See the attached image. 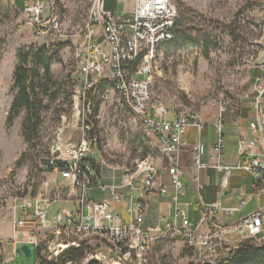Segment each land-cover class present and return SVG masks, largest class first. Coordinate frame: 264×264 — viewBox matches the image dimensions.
Segmentation results:
<instances>
[{
    "label": "built area",
    "instance_id": "1",
    "mask_svg": "<svg viewBox=\"0 0 264 264\" xmlns=\"http://www.w3.org/2000/svg\"><path fill=\"white\" fill-rule=\"evenodd\" d=\"M106 1H91L83 33L77 36L79 46L75 47L72 58L78 77L72 97L78 106L80 139L63 145L59 142L61 127H58L48 144L46 162L41 165L44 169L51 167L63 182L52 187L49 194L41 191L23 196L13 227H30V239L25 243L32 244L40 255L42 250L49 249V253L44 252L46 256L42 255L44 258L41 256L43 259H55L67 248L80 246L76 236H94L99 242L98 249L90 254V258L96 260L94 264L110 255L122 262L132 256L139 262L145 261L152 243L178 239L203 262L205 254L214 253L229 232L252 238L260 235L264 231V205L232 219L247 200L242 197L234 205H224L220 196L228 190L234 170L252 175L251 195L264 192V75L256 76L252 89L243 94L253 110V117L247 123L249 136L237 138L236 164L228 165L224 161L222 128L226 101L217 102L219 112L213 120L214 140L203 161L201 135L205 121L200 114L150 102L156 50L173 40L175 34L177 11L173 1L129 0L132 5L129 17L107 9ZM45 10L49 11L48 15H44ZM19 11L25 14L32 35L42 37V45H33L34 50L44 47L48 56L57 52L65 34L59 6L54 0H31ZM258 66L264 68V64ZM106 100L119 102L150 134L158 136L159 162L155 163L151 156L135 160L134 170L121 182L104 183L98 161L92 158L94 152L100 155L94 103ZM189 128L195 130L193 141L185 138ZM183 148L190 150L196 169L192 176L197 194L196 209L200 212L196 222L190 218L188 204L180 201L185 193L181 180ZM201 168L221 173L217 183L220 192L211 202L203 201L199 195ZM162 172L169 176L168 183L161 180ZM169 186L172 188L170 200L166 202L169 211L156 214L146 223L149 196H167ZM92 189L106 190L107 194L92 200L87 195ZM53 205L57 207L54 224L48 225ZM201 223L207 226L206 230L199 229Z\"/></svg>",
    "mask_w": 264,
    "mask_h": 264
},
{
    "label": "rangeland",
    "instance_id": "2",
    "mask_svg": "<svg viewBox=\"0 0 264 264\" xmlns=\"http://www.w3.org/2000/svg\"><path fill=\"white\" fill-rule=\"evenodd\" d=\"M30 1L0 0V264H39L40 258L35 260L32 244L28 259L17 251L18 246L30 239V227L14 228L13 220L17 216L18 205L23 196L36 195L41 191L49 194L52 187L63 182L53 169L40 170V166L46 161V146L54 137L56 129L61 127L59 142H63V145L78 142L81 136L78 106L72 97L73 86L78 78L72 58L75 47L79 46L77 36L83 33L92 0H54L59 6L65 36L61 39L60 49L50 65L53 81L45 88L48 92L43 101L44 105L39 108L41 115L33 146L28 148L21 135L24 111L12 121L9 128L6 127V116L15 93L11 87L17 54L30 46L42 45V37L32 35L25 14L19 11ZM172 1L177 14L178 2L183 4L180 8L185 9L195 28L192 34L196 36L204 32L206 36L204 44L192 43L187 48L169 50L166 45L157 48L152 68L150 102L163 103L178 110L197 111L201 113L207 129L211 131L213 120L219 112L217 102L226 101L228 112L223 113L222 128L224 151L233 158L238 138L236 119L241 113L244 116L240 119L243 118L248 123L252 111L249 102L243 99V94L248 91V85L252 82V71L258 66L259 56L264 50V0ZM106 8L122 17H129L132 5L129 0H107ZM48 14L49 11L45 10L44 15ZM201 38L202 36L199 37ZM261 62L264 63V57ZM94 104L98 105L94 127L100 155L94 152L92 158L98 161L97 166L104 183L121 182L134 170L135 160L141 157L151 156L158 163L160 154L157 135L150 134L119 102L106 100ZM20 157L23 161L18 166L16 162ZM106 194L107 191L101 189L87 192L92 200ZM162 208L169 211V206L163 203ZM56 210L57 207L51 206L48 225L54 224ZM229 235H234L235 239H229ZM242 237L245 234H225L223 242L216 246V251L205 254V261L212 263L222 259L223 257H217L221 248L226 251V241L238 243L248 238L256 242L264 240L260 235L255 238ZM75 239L84 245L85 254L74 264H94L96 260L91 259L90 254L98 249V240L88 234L76 236ZM14 241H17L16 247ZM185 247V243L179 239L159 241L150 245L145 261L139 262L132 256L122 262L116 260L115 255H110L97 260V264L199 262L197 255L192 251H185ZM44 252L49 253L50 250H42L41 256H46Z\"/></svg>",
    "mask_w": 264,
    "mask_h": 264
},
{
    "label": "trees",
    "instance_id": "3",
    "mask_svg": "<svg viewBox=\"0 0 264 264\" xmlns=\"http://www.w3.org/2000/svg\"><path fill=\"white\" fill-rule=\"evenodd\" d=\"M183 4L178 2V14L175 21V34L173 40L165 43L167 50L174 48H187L192 43H203V33L194 36L192 31L195 30L190 18L186 15L185 9L180 7ZM202 36L201 39L199 37ZM208 46H206L207 48ZM60 44L58 46V51ZM54 52L52 56H48L44 47H38L34 50L33 46L22 49L17 54V64L12 73V90H15L14 96L10 103L9 112L6 116V127L9 128L12 121L24 111L25 115L21 123V135L27 143L28 148L33 146V142L37 139V127L39 125L41 111L39 108L44 105L43 101L47 95V85L53 81V75L50 70V65L53 57L57 55ZM204 51V48H203ZM45 91V92H44ZM44 94V96H40ZM98 106V105H97ZM94 106L93 112L97 110ZM245 109H247L246 105ZM228 112L227 106L223 113ZM46 146V156H47ZM20 157L17 160V165L22 163ZM46 162V161H45ZM52 168L44 169L40 166V170H51ZM185 251H192L191 248H184ZM85 254V247L81 244L78 247L66 249L55 259H43L39 252L35 251V260L40 258L39 264H74L80 261ZM193 264H264V240L256 242L251 238L241 240L235 246L231 247L225 258L219 259L216 262H195Z\"/></svg>",
    "mask_w": 264,
    "mask_h": 264
},
{
    "label": "crops",
    "instance_id": "4",
    "mask_svg": "<svg viewBox=\"0 0 264 264\" xmlns=\"http://www.w3.org/2000/svg\"><path fill=\"white\" fill-rule=\"evenodd\" d=\"M37 46H40V45H37ZM263 57H264V50L262 54L259 56L258 60L260 62L258 64H264L263 62H261ZM259 74L264 75V68H260V67L258 68L256 66L255 70L252 71V75H253L252 82H253V78L258 76ZM252 82L251 84L248 85L249 86L248 90L252 89ZM241 116H244V115L240 113L236 119L238 136L239 135L249 136L250 132L248 129L247 122H245L243 118L240 119ZM228 117L230 116L228 115ZM250 117H253V110L251 111ZM194 135H195V130L193 128H189L188 132L185 134V138L189 141H193ZM213 140H214V129L209 131L207 129L206 122H205V129L203 130L202 135H201V141H202L201 159L203 161L206 159V152L209 149L210 145L212 144ZM189 143H192V142H189ZM180 156L182 160L181 180L184 184V192H185L184 195L180 196V201L183 204H188L190 218L196 222L199 220V217H200V212L196 209L197 194L195 190V183L192 178L193 174L196 172V169L192 162V154L188 148H183ZM224 161L228 165H235L237 162V154L235 153V156L232 158L231 156L229 157V155H227L226 152H224ZM158 162H159V159H158ZM198 174H199V183L201 184L199 195L201 196L203 201L205 200L206 202H211L215 200L217 193L220 192L219 191L220 188L218 187L217 183H218V179L221 173L216 172L215 170L210 169V168H201L198 171ZM160 178L164 182H167V183L169 182V176L165 172L161 173ZM252 181H253V177L249 172L244 171V170H234L233 175L229 179L228 190L225 191L220 196V200L224 205H234L236 204L237 200L242 197L247 200L246 205L233 216L234 219L245 216L248 213L252 212L253 210L264 205V192L257 193L254 195L250 194ZM171 194H172V188L169 186L168 194L167 196H164L166 200L164 198L160 199L159 197L161 196L157 194H151L149 196L150 207H149L148 214L145 218L146 223L150 221L151 219H153L156 214L168 212V211L166 212L162 208V203L168 207L166 202L169 201V196ZM199 229L206 230L207 226L204 223H201L199 225ZM229 236H230L229 239L231 240H233V238L235 239L234 235H229ZM260 238L261 239L264 238V231L260 234ZM181 242L184 243L183 241ZM224 243L228 245L225 248L226 251H223L221 248L219 250L220 254L218 255L217 258L226 257L229 249L235 246V244H237V242H228V241Z\"/></svg>",
    "mask_w": 264,
    "mask_h": 264
},
{
    "label": "water",
    "instance_id": "5",
    "mask_svg": "<svg viewBox=\"0 0 264 264\" xmlns=\"http://www.w3.org/2000/svg\"><path fill=\"white\" fill-rule=\"evenodd\" d=\"M18 251L20 253H22L25 256V258L28 259L30 257V255H31L32 249H31V247L29 246L28 243H22L19 246Z\"/></svg>",
    "mask_w": 264,
    "mask_h": 264
},
{
    "label": "bare ground",
    "instance_id": "6",
    "mask_svg": "<svg viewBox=\"0 0 264 264\" xmlns=\"http://www.w3.org/2000/svg\"><path fill=\"white\" fill-rule=\"evenodd\" d=\"M259 65V64H258ZM259 68V66H257Z\"/></svg>",
    "mask_w": 264,
    "mask_h": 264
}]
</instances>
